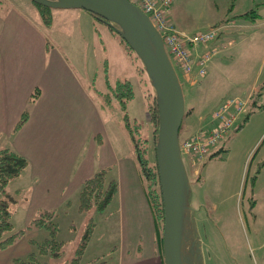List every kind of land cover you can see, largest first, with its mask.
<instances>
[{
    "label": "rangeland",
    "instance_id": "rangeland-1",
    "mask_svg": "<svg viewBox=\"0 0 264 264\" xmlns=\"http://www.w3.org/2000/svg\"><path fill=\"white\" fill-rule=\"evenodd\" d=\"M132 1L141 5L139 0ZM1 3L12 4L23 14L32 17L31 20L40 23L35 10L38 7L33 2L0 0ZM62 11L50 9V15L55 17L52 26L45 27L40 23L49 38L64 30L62 18L66 14ZM76 11L89 15L84 10H70L75 19L78 17ZM165 13V21L175 31L188 35L210 27H220L213 42L196 48L198 54L212 47L221 48L207 61L205 75L197 79V84L190 85L175 68L184 99V117L178 138L181 142L184 136L200 128L209 129L214 124L213 111L227 98L247 99L248 93L255 88L254 93L258 94L257 90L264 82V0H169ZM145 14L152 19L151 15ZM88 25L93 34L87 37L84 45H87L85 61L92 91L107 93L113 109H116L114 115H108L104 120L105 130L114 146L112 150L118 157L126 154L129 156V140L127 153L123 146L117 152L115 150L120 144V138L126 139L127 136L132 141L135 139L139 146L136 151L134 142L132 144V157L136 165L144 159L147 167L153 173L157 172L153 123L150 118L156 106L155 92L144 66L116 28L112 30L111 26L92 15ZM72 39L69 36V40ZM73 47L66 55L69 59L73 58L76 74L85 75L82 66L84 59H79L83 55V45L79 47L78 41H74ZM169 58L172 60L170 55ZM107 81H111L110 87L106 86ZM122 84L123 89L119 87ZM125 124L129 125L126 131ZM81 125L84 127L85 123L82 121ZM88 134V139L98 136L93 129ZM95 144L97 152L98 142ZM2 148L15 149L10 141L2 140L1 137ZM216 148L219 152L216 156L222 162L214 159L206 165L209 162L206 160L191 166L190 157L182 155L189 182L186 202L193 210L189 229L199 243L201 264H233V257L238 264H252L255 258L258 260L264 257L259 254V250L251 249L254 240H264V92L255 95L245 106ZM74 151L81 160L84 159L85 147ZM23 171L5 187L4 197L10 206L9 221L12 229L3 237L21 229L24 232L12 243L0 247V264H19L28 260V254L36 252L37 244L49 235L43 228H27L31 219L39 216L43 210L26 219V200L34 181ZM99 171L102 170L97 168L91 175ZM103 171L104 185L107 186L113 181L117 168L111 165ZM153 182L145 175L141 177L142 196L140 188L120 195L119 184L116 182L117 193L101 210L95 207L81 210V186L75 189L69 187L58 205L51 208L54 213L51 221L58 228L56 240L63 243V253L59 259L38 256L39 260L48 259L47 264H123V258L125 264H131L132 259L135 260L132 264H158L157 254L161 251L162 255V243L160 247L158 236L161 233L162 242L163 220L157 217L156 198L149 192L150 188H156ZM145 205L148 213L143 210ZM250 214H253L252 220H255L253 224L249 219ZM90 224L94 225L89 239L83 251L78 254L76 249L87 234ZM73 258L77 260L72 261ZM160 264H164V261Z\"/></svg>",
    "mask_w": 264,
    "mask_h": 264
},
{
    "label": "crops",
    "instance_id": "crops-1",
    "mask_svg": "<svg viewBox=\"0 0 264 264\" xmlns=\"http://www.w3.org/2000/svg\"><path fill=\"white\" fill-rule=\"evenodd\" d=\"M35 10L41 24L45 27L52 26L54 15L51 14L48 25L43 22L39 9ZM55 10H63L62 13L66 14L62 18L65 26L62 32H56L49 38L43 32L42 25L31 20L32 17L23 14L12 4H0V138L10 141L14 150L28 162L23 172L29 174L28 178L34 181V185L26 200V219L34 217L41 209L54 208L69 187L75 189L74 187L81 186L97 168L103 170L111 165L117 168L112 180L119 184L120 195L140 188L142 196V173L132 157L134 141L127 136L126 139L120 138L115 152L123 146L127 153L126 145L129 140V156L115 155L104 120L108 115H114L116 109H113L107 93L92 91L85 61L87 45H84L87 37L93 34L88 28L90 14L76 11L78 17L75 19L70 10L82 9ZM69 36L73 39L69 40ZM74 41H78L79 47L83 45V55L79 57L84 59L82 66L85 75L82 76L76 74L73 58L69 59L66 55L68 50L74 48ZM106 86L110 87L111 81H107ZM252 90L254 91L247 95L251 97V101L258 95L254 93L256 88ZM257 91L264 92L262 88ZM25 113L26 120L17 127ZM82 121L85 123L84 127L81 125ZM91 129L98 136L88 139ZM83 147L86 154L81 160L74 149ZM217 150L215 148L212 155L207 156L205 161L209 162L206 165L214 159L222 162L216 156ZM69 181V186L66 187ZM143 210L148 213L146 205ZM252 217L253 214H250L251 224L255 222ZM251 249L259 250V254L264 256V240H254ZM233 259V264H238L234 257ZM263 260L264 257L258 260L255 258L252 264H262ZM121 261L123 264L126 262L123 258ZM156 261L158 264L162 263L161 251L157 254ZM133 262L134 259L131 264Z\"/></svg>",
    "mask_w": 264,
    "mask_h": 264
},
{
    "label": "water",
    "instance_id": "water-1",
    "mask_svg": "<svg viewBox=\"0 0 264 264\" xmlns=\"http://www.w3.org/2000/svg\"><path fill=\"white\" fill-rule=\"evenodd\" d=\"M50 9H82L117 33L140 58L155 92L157 135L155 154L163 210L164 264H201L199 243L190 231L186 202L188 177L179 146L184 99L163 40L145 12L129 0H29Z\"/></svg>",
    "mask_w": 264,
    "mask_h": 264
},
{
    "label": "trees",
    "instance_id": "trees-1",
    "mask_svg": "<svg viewBox=\"0 0 264 264\" xmlns=\"http://www.w3.org/2000/svg\"><path fill=\"white\" fill-rule=\"evenodd\" d=\"M129 1L137 5L132 0H129ZM34 4L38 7L43 22L45 24H50V21H51L50 8L44 7L36 3ZM139 7H141V5ZM89 14L97 18L92 13H89ZM148 15H150V13H148ZM243 15H246V14H243ZM97 19L100 20L99 18ZM104 23L106 24V22ZM110 28L112 30L115 29L114 27H110ZM119 87L123 89V84L120 85ZM261 88L262 90H264V85H262ZM115 95H118V93H115ZM150 118L153 123V138H154V146H155V139L157 135V109L155 105L153 107V110L151 111ZM25 120H26V113L21 116V119L17 127H20L24 123ZM125 127L128 129L129 125L125 124ZM133 141L136 146V151L139 150V146L136 144L135 139ZM214 155L215 154H213V156ZM27 164H28L27 159L23 157L22 155H20L15 150L7 149V148L0 149V195L3 196V198L0 199V238H1L0 247H4L5 245L12 243L16 237L23 234L24 232L21 229V230H17L16 232L10 235L3 237L4 234H8L7 232H9L12 229V225L9 221L11 210H10L8 200L6 196L4 197V194H5V187L7 183L12 178L16 177L27 166ZM139 168L141 170L142 176L145 175L152 182L154 181L152 185H155L156 188L154 190L150 188L149 192L152 194L153 198L154 197L156 198L155 200V206L157 207L156 215L157 217L163 220V210H162L160 190L158 187L157 172L153 173L147 167L146 161L144 159H141L139 161ZM104 179H105V173L102 170V171H99L98 173H95L94 175H91L90 177L86 178L83 181V183L81 184V191H80L81 201L79 205L81 210H89L92 207H95L98 210H101L102 208L106 206V204L111 200V198L117 193V183L114 181H110L108 185L105 186ZM146 193L148 192L146 191ZM41 210L43 211L41 212ZM41 210L37 212V213L41 212L39 216L31 219V221L27 225V228H32V229L43 228L46 231H48L49 235L43 242L37 244L36 252H32L28 254L29 256L28 260L22 261L19 264H47V260L49 258H51L52 260L59 259V257L63 253V243L61 241L56 240L58 228L56 224L51 221L54 213L51 211V209H41ZM93 225L94 224H90L88 226L87 234L85 235L81 243H79L76 249L78 254L82 252L84 247L86 246V243L89 239V236L91 233L90 231H92ZM160 231H161V226H160ZM158 240H159V244L161 247V243H162L161 233L158 236ZM38 256H46L48 259L39 260ZM75 260H77V258L72 259V261H75Z\"/></svg>",
    "mask_w": 264,
    "mask_h": 264
},
{
    "label": "built area",
    "instance_id": "built-area-1",
    "mask_svg": "<svg viewBox=\"0 0 264 264\" xmlns=\"http://www.w3.org/2000/svg\"><path fill=\"white\" fill-rule=\"evenodd\" d=\"M139 1L142 9L150 13L153 25L162 33L164 43L173 56L177 68L186 76L190 84H194L198 77L204 76L207 61L218 52V49L213 47L205 53L198 54L196 48L214 41L220 27H210L205 31L190 35L177 32L165 21V9L169 5V0ZM193 68L197 69L195 74H193ZM244 106L245 101L238 98L224 101L213 112L214 125L209 129H198L180 143L181 153L190 157L193 166L201 163L211 149L226 136Z\"/></svg>",
    "mask_w": 264,
    "mask_h": 264
},
{
    "label": "bare ground",
    "instance_id": "bare-ground-1",
    "mask_svg": "<svg viewBox=\"0 0 264 264\" xmlns=\"http://www.w3.org/2000/svg\"><path fill=\"white\" fill-rule=\"evenodd\" d=\"M155 27V26H154ZM156 28V27H155ZM156 30L159 32V34H160V36H161V38H162V40H163V44H164V48H165V51H166V53H167V55H168V57H169V55L171 56V58H172V60L170 59V61H171V64H172V66H173V68H177V65H176V63H175V61H174V59H173V56L169 53V49L166 47V45H165V43H164V38H163V35H162V33L156 28Z\"/></svg>",
    "mask_w": 264,
    "mask_h": 264
}]
</instances>
